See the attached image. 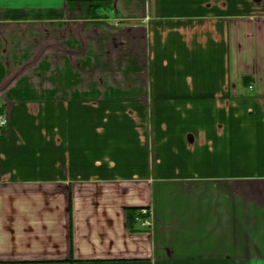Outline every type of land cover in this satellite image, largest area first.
Masks as SVG:
<instances>
[{
	"label": "crops",
	"instance_id": "0c3cea01",
	"mask_svg": "<svg viewBox=\"0 0 264 264\" xmlns=\"http://www.w3.org/2000/svg\"><path fill=\"white\" fill-rule=\"evenodd\" d=\"M0 113V264H264V0H0Z\"/></svg>",
	"mask_w": 264,
	"mask_h": 264
},
{
	"label": "built area",
	"instance_id": "2783aa9c",
	"mask_svg": "<svg viewBox=\"0 0 264 264\" xmlns=\"http://www.w3.org/2000/svg\"><path fill=\"white\" fill-rule=\"evenodd\" d=\"M253 87V85H251ZM8 118L5 114L0 113V136L4 133L5 129L8 126ZM140 214L137 215V219L141 220L142 227L150 228L152 222L149 218L150 211L148 209H141Z\"/></svg>",
	"mask_w": 264,
	"mask_h": 264
},
{
	"label": "trees",
	"instance_id": "16d2710c",
	"mask_svg": "<svg viewBox=\"0 0 264 264\" xmlns=\"http://www.w3.org/2000/svg\"><path fill=\"white\" fill-rule=\"evenodd\" d=\"M135 215H136L135 212L131 214V219H132V221L134 220Z\"/></svg>",
	"mask_w": 264,
	"mask_h": 264
}]
</instances>
